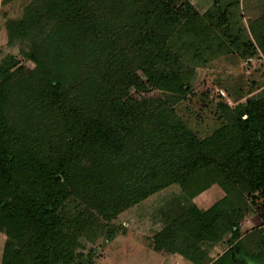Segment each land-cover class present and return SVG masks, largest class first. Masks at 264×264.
<instances>
[{"label":"trees","instance_id":"16d2710c","mask_svg":"<svg viewBox=\"0 0 264 264\" xmlns=\"http://www.w3.org/2000/svg\"><path fill=\"white\" fill-rule=\"evenodd\" d=\"M196 17L175 0H29L6 21L4 47L17 45L37 71L25 79L0 49V86L12 84L0 90V264H95L86 214L107 221L150 198L159 207L176 199L155 214L156 252L180 245L190 264H264V90L234 108L219 95L223 123L204 138L175 121L192 74L173 41L194 30L186 47L197 57L211 34L226 46L213 26L185 22ZM250 33L246 48L264 56V15ZM141 86L156 94L138 97ZM21 98L35 130L48 122L44 136L6 121ZM141 148L154 159L122 157ZM120 155L121 178L111 180ZM213 186L223 197L198 208ZM180 200L189 206L183 220L174 217ZM248 213L258 226L246 228Z\"/></svg>","mask_w":264,"mask_h":264},{"label":"rangeland","instance_id":"374dc122","mask_svg":"<svg viewBox=\"0 0 264 264\" xmlns=\"http://www.w3.org/2000/svg\"><path fill=\"white\" fill-rule=\"evenodd\" d=\"M175 1L179 7L183 8L184 15L191 14L192 10L199 13V17L192 20L185 18V22L192 21L190 25L195 26L194 29L203 28L209 24L213 26L214 30L216 29L219 35H222L226 42L223 49L218 48L221 42L216 41L218 40L217 37L214 38V34H211L209 43L198 47L203 54L198 57L194 51L186 47V44L192 42L196 37L194 30H186V32L179 34L177 39L173 41L174 43L171 44L173 49L182 57L184 63L190 66L192 74L190 90L185 99L175 106V121L186 125L199 138H204L219 129L223 123L219 110V95L227 106L234 108L244 104L248 98L264 90V56L259 50L254 51L246 48L248 39H252L250 25L264 15V0ZM28 2L29 0H0V29L4 27L6 21L21 18L23 7ZM4 42L0 35V49L5 54L9 52L15 56V61L19 62L25 79H33L37 71L35 64L21 59L17 45L13 49L6 50ZM245 52H248L251 57ZM240 56L245 58L241 59ZM204 58L205 60H203ZM18 78L19 76L12 81L18 83L16 81ZM7 82L4 83V87L0 86V90H6L12 85L9 82V86L6 88ZM144 88L146 87L141 86L138 97L156 94V91ZM17 90L23 89L17 87ZM24 100L21 98L19 102L15 103L14 111L6 117V121H12V124L16 125L21 122H28L30 123L29 130L25 129L23 133L27 134L32 131L31 136H44V132L48 131L46 126L48 122H43L39 126L43 127L44 132L41 129L40 131L35 130L36 119L30 118L27 111L29 104ZM155 148H152L153 152ZM140 152L137 154H135V150L132 153L125 152L122 157L125 159L130 157L132 162L138 164L146 163L148 157L154 159V155L145 153L146 149L141 148ZM160 156L164 158L162 154ZM122 157L121 155L116 157L117 165L114 166V172L109 176L111 180L116 179V177L121 178ZM223 195L217 186H213L208 192L198 196L194 202L198 208L204 210L222 198ZM152 200L151 198L147 199L140 206H135L133 209L131 208V210L107 221L101 217L96 221L93 215L86 214L82 224H85L84 235L86 238L90 234L91 239L88 241V247L94 251L92 258L95 264H188L182 255L178 254L181 251L184 252L180 245L175 248L177 254L172 253L170 255L154 250L158 244L162 243L163 236L160 237L161 234L156 236L161 226L155 214L167 205L172 206L176 199L161 207H159L157 200ZM186 209H189V206L180 200L177 212H175L177 214L174 217L177 216L179 220L185 219ZM79 211L80 209L74 208L71 215L75 216ZM259 223L255 213L246 215V228L256 227ZM4 242L5 235L0 233V262ZM162 250L168 252L167 249L163 248ZM221 253L223 251L219 250L218 247L211 254L215 256Z\"/></svg>","mask_w":264,"mask_h":264},{"label":"crops","instance_id":"0c3cea01","mask_svg":"<svg viewBox=\"0 0 264 264\" xmlns=\"http://www.w3.org/2000/svg\"><path fill=\"white\" fill-rule=\"evenodd\" d=\"M203 195V194H202ZM186 261V260H185ZM187 262V261H186ZM188 264H190L189 262H187Z\"/></svg>","mask_w":264,"mask_h":264}]
</instances>
